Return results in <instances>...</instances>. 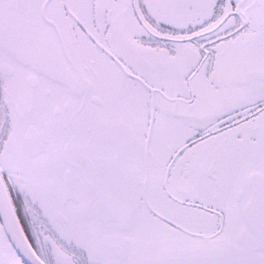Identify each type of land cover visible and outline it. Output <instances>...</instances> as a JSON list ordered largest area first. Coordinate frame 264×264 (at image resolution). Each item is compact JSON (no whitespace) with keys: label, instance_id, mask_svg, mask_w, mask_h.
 I'll list each match as a JSON object with an SVG mask.
<instances>
[{"label":"snow or ice","instance_id":"snow-or-ice-1","mask_svg":"<svg viewBox=\"0 0 264 264\" xmlns=\"http://www.w3.org/2000/svg\"><path fill=\"white\" fill-rule=\"evenodd\" d=\"M0 264H264V0H0Z\"/></svg>","mask_w":264,"mask_h":264}]
</instances>
